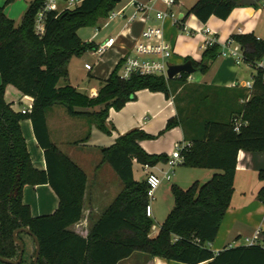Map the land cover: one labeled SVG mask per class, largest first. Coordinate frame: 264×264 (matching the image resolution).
<instances>
[{"label":"trees","instance_id":"obj_1","mask_svg":"<svg viewBox=\"0 0 264 264\" xmlns=\"http://www.w3.org/2000/svg\"><path fill=\"white\" fill-rule=\"evenodd\" d=\"M0 1L4 2V7L0 8L1 257L12 261L19 258L20 248L13 235L25 228L40 242L38 264H119L137 252L181 264H264V245L261 244L227 247L218 254L210 248L234 198L239 152L264 153V69L258 66L264 61L263 40L254 34L234 35L229 39L240 46L245 64L256 73L252 76L255 83L249 100L238 109H232L227 120L214 117L215 114L205 116L200 110L193 113L192 108L186 117L167 123L165 131L179 126L187 130L185 139L191 146L182 151V166L214 170L217 173L212 179L202 185L194 183L188 189L172 186L174 208L159 234L152 238L154 223L146 214L148 185L146 180H135L134 163L152 168L167 165L169 157L145 152L140 143L154 137L133 130L102 150L103 162L119 176L123 189L84 239L72 227L83 219L87 175L51 141L47 110L61 106L69 116L87 118L102 133L110 135L106 124L111 109L123 110L145 90L163 93L170 99L176 81L182 84L189 75L175 78L173 86L170 80L153 75L134 74L131 79L122 80L120 68L116 67L108 80L101 83L98 96L91 99L70 84L71 61L98 48L94 42H84L79 31L99 27L124 0H86L77 8L50 12L46 16L43 37L36 34L35 21L45 0L31 2L18 26L5 14V7L17 0ZM242 1L199 0L183 22L190 16L204 25L213 17L227 20L234 9L244 6ZM221 50L218 44L210 46L204 50L200 62L190 58L186 62L193 61L197 71L205 74L221 56ZM8 86L34 100L31 113L16 112L7 103ZM247 97L244 91L238 95V99ZM234 119L242 122L239 132L235 131ZM25 120L32 122L37 143L44 151L45 171L32 165L21 128ZM41 185L53 189L59 198V207L51 216L34 218L30 206L23 203V190L26 186ZM259 198L264 203V188ZM23 235L27 236L20 234L19 239ZM32 242L33 259L34 239Z\"/></svg>","mask_w":264,"mask_h":264},{"label":"crops","instance_id":"obj_2","mask_svg":"<svg viewBox=\"0 0 264 264\" xmlns=\"http://www.w3.org/2000/svg\"><path fill=\"white\" fill-rule=\"evenodd\" d=\"M132 1L148 3L151 0H130L124 7ZM185 1L177 0L178 7L176 11L181 14L182 19L186 16L182 11ZM198 1L193 0L190 9ZM27 2L26 0H19L15 7H12V5L5 7V14L17 26L20 25L22 17L29 6ZM261 3L263 6H261ZM3 4L4 2L0 1V8ZM158 8L165 9L161 5ZM130 9L133 12L130 6L127 11ZM128 16L130 15L128 14ZM113 22L109 23L108 27ZM183 23L191 31L210 28L216 33L214 38L221 45L234 35L254 34L259 40L264 41V0L259 4L257 3L256 6L244 5L237 7L227 20L213 17L204 25L192 16ZM116 27L115 30H111L108 38H118L119 42L114 50L102 58L99 65L96 66L97 59L94 57V63H84L83 59L87 55L78 59L79 61L74 64L73 60L70 63L71 86L85 93L91 99L98 96L101 83L106 79L108 80L113 73L120 55L131 50L134 46V40L140 36L144 29L141 24H133L127 27V20L122 19L119 27ZM166 30V37L174 46V55L171 59L173 65L185 64L188 58L196 62L201 61L205 50L203 49L205 44L203 38L188 35L179 28H174L170 23L167 24ZM115 32L116 35H114ZM122 34L124 37H121ZM97 36L99 35L97 34L88 42L100 45L108 39L96 42ZM242 65L252 69L251 66L245 63L238 65L232 57L220 56L211 65L207 73L200 72L201 76L196 77H193V74L189 75L187 81L182 84H179L177 80L175 83L176 89H174L170 99H167L163 93H152L148 90L141 91L137 94V100L127 103L123 110H110L106 124L110 130V135L102 133L87 118L69 116L66 109L61 106L48 109L47 125L51 141L87 175L88 182L83 219L72 229L84 239L88 237L92 227L95 226L94 224L99 221L123 189L119 176L108 163L103 162V149L111 147L120 137L138 129L154 137V139L144 140L140 143L145 152L153 156L167 155L170 158L175 148L187 144L188 141L185 139L187 130L183 126L165 131L169 120L186 117L188 111L192 108L193 113L200 110V113L205 116L215 114L214 117L219 116L221 119L227 120L232 109H238L239 106L249 100L250 91L245 88L246 84L240 80ZM255 73L251 74V78ZM241 91L248 95L246 99H238ZM5 98L16 112H22L23 110L16 105V102L28 101L31 104L30 106H33L34 103L32 98L23 96L13 86L7 87ZM89 111H92V109ZM181 114H184V116ZM199 126L196 127L199 128ZM21 128L30 157H32L33 167L39 171H45L47 166L44 151L37 143L38 140H36L32 122L30 120L23 121ZM141 169L143 176L140 179L136 178L134 170L136 181H145L149 173L156 174L163 180L152 204L153 217L151 220L156 224L152 229V238L159 234L161 225L174 208L172 186L177 185L182 189H188L194 183L202 185L209 182L217 173L214 170L189 169L182 165L171 169L168 164H158L152 168L141 166ZM261 173H263L262 178ZM170 174L171 179L168 180L167 177ZM172 179L173 183L170 184ZM262 180H264V153L240 151L234 198H232L228 214H226L221 224L219 235L210 246L214 253L218 254L227 247L250 246L249 242L251 241H254L255 245H264V203L259 198V193L264 188V185L260 186ZM22 197L23 203L30 206L34 218L51 216L56 213L59 207V198L49 185L26 186ZM134 258L135 262H130ZM119 264L181 263L149 258L145 254L137 252Z\"/></svg>","mask_w":264,"mask_h":264},{"label":"built area","instance_id":"obj_3","mask_svg":"<svg viewBox=\"0 0 264 264\" xmlns=\"http://www.w3.org/2000/svg\"><path fill=\"white\" fill-rule=\"evenodd\" d=\"M86 0H45L44 8L41 10L35 21L36 34L42 36L45 34L46 16L50 12H63L72 8H77ZM164 6L165 9H159L158 6ZM129 6L133 9V14L128 16L127 9ZM178 7L177 0H151L148 3H140L132 1L128 6L123 7L121 10L113 11L106 22V26L116 19L127 20V27L133 24H141L144 29L139 37L134 40V46L126 54L120 55L119 62L116 67H119V76L122 80H129L134 74L140 75H153L164 77L169 81L168 72L170 67L173 65L171 59L174 55V46L169 42L166 37V26L170 23L174 28L184 31L186 34L195 37H201L204 39V48L216 44L222 48L221 56L232 57L235 59L238 65L244 64V57L241 52V48L233 40H228L222 45L217 42L214 38L216 33L210 28L204 30L191 31L185 27L183 19L176 11ZM98 33V31H97ZM212 36V37H211ZM121 37H124L122 34ZM119 42L118 38L110 37L103 43L98 45V48L88 55L97 59V65L102 61V58L114 50ZM264 69V61L258 65ZM253 80L246 83L245 88L250 92L254 86ZM32 112V106L29 110H22V114H29ZM235 131L239 132L242 126L240 119H234ZM190 144H185L175 148L172 155L169 158L168 166L171 169L182 165L184 158L182 151L186 147H190ZM168 180L171 179V174L168 175ZM148 185V198L149 203L146 208V214L149 218L153 217V201L155 200V194L161 187L163 180L158 175L149 173L146 178ZM254 241L249 242V245H255Z\"/></svg>","mask_w":264,"mask_h":264},{"label":"rangeland","instance_id":"obj_4","mask_svg":"<svg viewBox=\"0 0 264 264\" xmlns=\"http://www.w3.org/2000/svg\"><path fill=\"white\" fill-rule=\"evenodd\" d=\"M28 1L27 3H30L33 2L34 0H26ZM130 0H124L123 3L121 4V6H119L118 10H121L126 4L129 3ZM193 0H186L184 2L185 6L183 7L182 11L184 12V14L187 15V12L188 10L190 9L191 4ZM19 0H17L14 4H12V7H15L16 4H18ZM262 4V3H261ZM260 4V5H261ZM263 6V4L261 5ZM4 7V4L3 6ZM9 7V6H8ZM29 7V6H28ZM27 7V9H28ZM127 14H129L130 16L132 15V11L131 9L128 10L126 12ZM192 17V16H190ZM188 17V18H190ZM188 18L186 19L188 21ZM121 22V19H116L109 27L108 25L106 26V22L103 21L102 24L99 26V27H95V28H84V29H81L79 31V36L81 37V39L84 41V42H88L89 40H91L94 36H96L97 34L99 36H97V38L95 39L96 42L98 41H103L105 40L106 38H108V36L110 35L111 33V30H115L118 26L119 27V23ZM116 27V28H115ZM118 29V28H117ZM121 29V27H120ZM98 31V33H97ZM117 33L115 32L114 35H116ZM84 63H88V64H92L94 63V60H93V57H91L90 55L87 54V57L85 59H83ZM79 61L78 59L75 58V60H73V64L75 62ZM173 63V62H171ZM242 73H241V81L244 82V84L252 81V78H251V74L255 72V70L253 69H249L247 68L245 65H242ZM201 73L200 72H197L195 74H193L192 76L193 77H196V76H201L200 75ZM172 82V85L174 86V80H170ZM172 95V94H171ZM17 106L20 107L21 109H25V110H29L31 109V104L28 102V101H21V102H16ZM52 124V123H51ZM134 170H135V173H136V178L137 179H140L142 176H143V172H142V169H141V166L139 164H136L134 165ZM172 178H173V175H172ZM173 183V179L170 181V184ZM264 185V180H262V182L260 183V186L262 187ZM156 224L154 223V226ZM22 239H24V241L26 242V244L28 245V253H27V256L25 258L26 260V264H30L31 263V260H32V254H33V251H34V243L32 242V239H30L28 236H25L23 235L22 236ZM136 258V257H135ZM135 258L133 260H131L130 262H135Z\"/></svg>","mask_w":264,"mask_h":264},{"label":"water","instance_id":"obj_5","mask_svg":"<svg viewBox=\"0 0 264 264\" xmlns=\"http://www.w3.org/2000/svg\"><path fill=\"white\" fill-rule=\"evenodd\" d=\"M261 1H263V0H243L242 4L248 5V6H256L257 3L259 4ZM197 72H198L197 69L193 65V61L190 60V61L185 62V64L172 65L169 69L168 77L170 80H174L175 78L181 76L182 74L192 75V74H195ZM18 190H20V189H18ZM18 190L15 191L16 194L18 193ZM20 234H26L27 236L34 239L35 246H36V254H35L36 257L34 258L33 262H34V264H38L39 258L41 257L40 256V254H41L40 242H39L37 236L31 230L25 229V228L15 231V233L13 235L15 243L20 248L19 258L15 261H12V260H8V259H5V258L0 256V262L3 264H21L23 262L24 254L26 251V245L22 239H19Z\"/></svg>","mask_w":264,"mask_h":264},{"label":"flooded vegetation","instance_id":"obj_6","mask_svg":"<svg viewBox=\"0 0 264 264\" xmlns=\"http://www.w3.org/2000/svg\"><path fill=\"white\" fill-rule=\"evenodd\" d=\"M23 242L25 243L26 248H27V252L25 251V254H26V255L24 254V259H23V261H24L25 258H26V256H27V253H28V249H29V248H28V245L26 244V242H25L24 240H23ZM35 250H36V246H35ZM35 252H36V251H35ZM35 254H36V253H35ZM35 257H36V256H34L33 259L31 260L32 262H33V260H34ZM25 262H26V260H25ZM25 262H24V263L22 262V263H23V264H26ZM38 262H39V261H38ZM22 263H21V264H22ZM33 264H34V262H33Z\"/></svg>","mask_w":264,"mask_h":264}]
</instances>
